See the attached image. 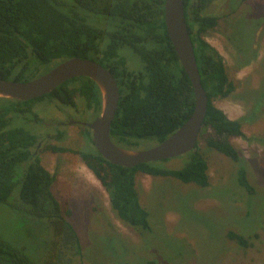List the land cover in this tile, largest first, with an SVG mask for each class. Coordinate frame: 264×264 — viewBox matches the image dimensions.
Returning a JSON list of instances; mask_svg holds the SVG:
<instances>
[{
  "label": "trees",
  "instance_id": "16d2710c",
  "mask_svg": "<svg viewBox=\"0 0 264 264\" xmlns=\"http://www.w3.org/2000/svg\"><path fill=\"white\" fill-rule=\"evenodd\" d=\"M70 2L71 5L55 0H0V79L28 82L72 58L95 61L113 74L119 88L118 108L109 134L112 142L131 148L140 143L155 141L158 145L165 141L189 119L195 101L190 80L165 28L164 0ZM215 2L184 0L185 20L208 98L199 139L207 149L239 165L238 184L252 196L254 189L247 179L243 158L231 142L234 138L246 139L242 129L246 119L231 120L214 105L216 99L228 98L236 90L227 75L223 56L204 38L220 20V16L209 12ZM227 8L229 11L225 14L229 17L235 11L229 5ZM88 16L111 21L109 38L96 33ZM123 47L141 59L142 72H130L117 64L120 62L117 52ZM43 100L57 102L61 107L74 106L78 112L83 109L93 116L100 114L99 90L85 77L72 79L30 102L0 98V203L19 216L62 226L64 231L55 229V237L63 236L66 246H74L76 254L80 255L77 234L65 219L70 210L64 209L52 192L56 176L49 173L39 159L32 157L38 140L36 131L7 124L11 112L36 116L33 106ZM84 136L87 143L80 149L56 147L53 150L78 155L106 190L118 218L141 236L150 233L152 227L149 213L139 201L137 174L174 178L203 190L210 186L207 160L199 143L193 151L181 156L182 164L177 169L164 166L170 160L123 168L103 159L95 150L89 131H85ZM226 237L244 249L251 247L240 234L228 232ZM0 264L37 263L24 249L0 238ZM44 264H51L50 260Z\"/></svg>",
  "mask_w": 264,
  "mask_h": 264
},
{
  "label": "rangeland",
  "instance_id": "374dc122",
  "mask_svg": "<svg viewBox=\"0 0 264 264\" xmlns=\"http://www.w3.org/2000/svg\"><path fill=\"white\" fill-rule=\"evenodd\" d=\"M55 1L71 5L70 0ZM228 1L216 0L209 12L220 20L204 38L223 56L227 75L236 86L230 97L216 99L214 105L231 120L246 119L242 125L246 139L231 142L243 158L253 195L238 184L239 165L207 149L198 138L208 164L207 189L174 178L136 175L139 201L152 227L141 236L118 218L106 190L78 155L58 154L41 163L56 176L52 192L70 210L65 219L77 234L81 254L66 246L63 236L55 237V229L64 231L62 226L19 216L0 203L4 242L24 249L37 264L49 260L51 264H264V0ZM227 5L235 11L229 17ZM87 18L99 30L111 31L108 19ZM117 53L120 67L134 73L144 70L132 50L123 47ZM35 111L43 120L57 113L45 103ZM84 116L76 114L78 124L71 133L84 130L79 125L95 117ZM79 140L71 147L82 148L85 140ZM155 145L151 141L124 149L147 150ZM180 159L164 166L177 169ZM228 232L244 236L251 247L244 249L228 240Z\"/></svg>",
  "mask_w": 264,
  "mask_h": 264
},
{
  "label": "water",
  "instance_id": "95a60500",
  "mask_svg": "<svg viewBox=\"0 0 264 264\" xmlns=\"http://www.w3.org/2000/svg\"><path fill=\"white\" fill-rule=\"evenodd\" d=\"M163 18L170 42L193 88L194 110L189 119L162 143L147 150H129L110 139V127L120 98L113 74L92 60L72 58L28 82L0 79V98L28 102L53 92L76 78H88L101 96L100 114L84 124L95 150L112 165L134 168L181 157L193 151L207 113L208 98L201 84L194 48L185 20L184 0H164Z\"/></svg>",
  "mask_w": 264,
  "mask_h": 264
},
{
  "label": "flooded vegetation",
  "instance_id": "af4514ba",
  "mask_svg": "<svg viewBox=\"0 0 264 264\" xmlns=\"http://www.w3.org/2000/svg\"><path fill=\"white\" fill-rule=\"evenodd\" d=\"M93 26L97 34H99L100 36L105 35L106 38L107 37L109 38L110 31L104 32V31L99 30L94 24ZM56 66L50 68L47 72H49ZM47 72H45L44 74H46ZM8 100L19 102V101L12 100V99H8ZM43 103L53 105V111L57 112V113H53V114H56V117H54L55 116L54 115L50 119L41 120V118L37 115V113H35L36 116L33 115L34 113L28 116H25V115L23 116L19 114H13V112H11L7 120V124L10 127H18V126L25 127L26 126L31 131L37 132V133L34 132L38 136V140H37V143L35 144V147L32 149V155H33L32 157H36L37 159L40 160V162H43V159L45 158L48 159L50 156H56L58 154L71 155L70 152H64V153L55 152L53 148L64 147V148L71 149L73 148L71 147V145L75 144L76 141L79 140L78 137H81L80 140H85V144L87 143L85 136H84V132L86 131L85 129H87V127L84 125L86 123L79 125L81 127H84L85 128V129L83 128L84 130L71 133L72 129H74L73 127H75L78 124L74 118L76 114H79V115L81 114L83 117H85L84 114H87V113H84L83 109L79 110L78 112V110L74 106L67 107L66 105H62L63 107H61L60 105L59 106L57 105V102H48L46 100H43L42 102H39L33 106V111H35V108H34L35 106H38ZM96 117L97 116H95L94 118ZM38 126H42L43 128H45V130H38L37 128ZM89 133H90V139H91V131H89ZM60 134H63L62 138H60ZM80 140L79 142H81ZM52 175H55V174H52Z\"/></svg>",
  "mask_w": 264,
  "mask_h": 264
},
{
  "label": "crops",
  "instance_id": "0c3cea01",
  "mask_svg": "<svg viewBox=\"0 0 264 264\" xmlns=\"http://www.w3.org/2000/svg\"><path fill=\"white\" fill-rule=\"evenodd\" d=\"M49 173H51V171L49 169H47L46 167H44Z\"/></svg>",
  "mask_w": 264,
  "mask_h": 264
}]
</instances>
